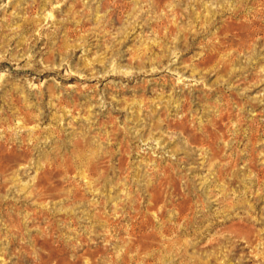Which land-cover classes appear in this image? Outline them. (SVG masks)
<instances>
[{"label": "rangeland", "instance_id": "rangeland-1", "mask_svg": "<svg viewBox=\"0 0 264 264\" xmlns=\"http://www.w3.org/2000/svg\"><path fill=\"white\" fill-rule=\"evenodd\" d=\"M115 1L0 0V264H264L263 2Z\"/></svg>", "mask_w": 264, "mask_h": 264}, {"label": "bare ground", "instance_id": "bare-ground-1", "mask_svg": "<svg viewBox=\"0 0 264 264\" xmlns=\"http://www.w3.org/2000/svg\"><path fill=\"white\" fill-rule=\"evenodd\" d=\"M157 4H160L162 1L161 0H154ZM197 2H198V0H196ZM262 2H263V5H264V0H261ZM126 2V1H125ZM155 2H153V3H155ZM249 2V1H248ZM199 3V2H198ZM241 3V2H240ZM259 3V2H258ZM194 4V3H193ZM126 6V4L124 3V1L123 0H116L115 1V8L116 9H120L121 10V7L122 6ZM195 5V4H194ZM199 5V4H198ZM242 5V4H241ZM260 5V4H259ZM153 6V5H152ZM163 6V5H162ZM161 6V7H162ZM175 6V5H174ZM262 6V5H261ZM176 7V6H175ZM172 9V8H171ZM226 10V9H225ZM238 10V9H237ZM172 11V10H171ZM192 11V10H191ZM240 11V10H239ZM175 12V11H174ZM173 12V13H174ZM234 12H237V11H234ZM177 13V12H176ZM264 13V12H263ZM242 15V14H241ZM234 16V15H233ZM233 18V17H232ZM158 22V21H157ZM239 22V21H238ZM242 22V21H241ZM160 25V24H159ZM156 28V27H155ZM160 29V28H159ZM244 29V28H243ZM170 30V29H169ZM239 30V29H238ZM232 31V30H231ZM240 31V30H239ZM245 31V30H244ZM228 33V32H227ZM239 33H241V32H239ZM224 34V33H223ZM259 34V33H258ZM264 34V33H263ZM236 35V34H235ZM237 36V35H236ZM229 37V36H228ZM238 38V37H237ZM259 39V38H258ZM264 40V39H263ZM254 41V40H253ZM258 41V40H257ZM245 42V41H244ZM245 46V45H244ZM234 47V46H233ZM207 56V55H206ZM226 66V65H225ZM222 67V66H221ZM199 88V87H198ZM192 89V88H191ZM183 103V102H182ZM182 107V106H181ZM177 111V110H176ZM240 116V115H239ZM222 117V116H221ZM238 118V117H237ZM172 119V118H171ZM223 119V118H222ZM180 120V119H179ZM218 120V119H217ZM211 121V120H210ZM183 122V121H182ZM262 122V121H261ZM189 123V122H188ZM9 124V123H8ZM242 124V123H241ZM249 124V123H248ZM179 126V125H178ZM183 126V125H182ZM260 126V125H259ZM236 127V126H235ZM182 129V128H181ZM253 129V128H252ZM195 130V129H194ZM197 130V129H196ZM263 130V129H262ZM248 131V130H247ZM168 132V131H167ZM194 132V131H193ZM240 132V131H239ZM264 132V131H263ZM204 134V133H203ZM255 134V133H254ZM9 136V135H8ZM23 137V136H22ZM179 137V136H178ZM262 138V137H261ZM10 139V138H9ZM239 140H240V138H239ZM179 142V141H178ZM231 142V141H230ZM181 143V142H180ZM216 143V142H215ZM18 146V145H17ZM14 147V146H13ZM253 147V146H252ZM255 147V146H254ZM235 148V147H234ZM17 149V148H16ZM25 149V148H24ZM201 149H203V148H201ZM6 150V149H5ZM217 150V149H216ZM262 150V149H261ZM264 150V149H263ZM193 152V151H192ZM252 152V151H251ZM261 152V151H260ZM10 153V152H9ZM239 153V152H238ZM208 155V154H207ZM210 155V154H209ZM223 155H224V153H223ZM211 157V156H210ZM218 157V156H217ZM246 157V156H245ZM188 158V157H187ZM253 158V157H252ZM257 158V157H256ZM215 159V158H214ZM219 160V159H218ZM227 161H228V159H227ZM226 161V162H227ZM74 162V161H73ZM229 162V161H228ZM260 162V161H259ZM0 163H2V162H0ZM75 163V162H74ZM232 163V162H231ZM234 163V162H233ZM261 163V162H260ZM1 165V164H0ZM3 165V164H2ZM66 166V165H65ZM233 166V165H232ZM262 166H264V165H262ZM253 167H254V165H253ZM4 168H5V166H4ZM165 168V167H164ZM220 169V168H219ZM5 170V169H4ZM44 170H46V169H44ZM76 172V171H75ZM250 173V172H249ZM258 174V173H257ZM66 177V176H65ZM88 177V176H87ZM231 177V176H230ZM81 178V177H80ZM243 178V177H242ZM248 178H250V177H248ZM165 179V178H164ZM162 180V179H161ZM70 182V181H69ZM250 182V181H249ZM253 182V181H252ZM41 183V182H40ZM92 183V182H91ZM67 184H69V183H67ZM44 185V184H43ZM76 185V184H75ZM81 186V185H80ZM79 186V187H80ZM226 186V185H225ZM249 186V185H248ZM69 187V186H68ZM67 187V188H68ZM73 187V186H72ZM78 187V186H77ZM159 188V187H158ZM66 189V188H65ZM78 190V189H77ZM147 190V189H146ZM48 191V190H47ZM43 192V191H42ZM46 192V191H45ZM47 193V192H46ZM64 193V192H63ZM84 193V192H83ZM160 193V192H159ZM48 194V193H47ZM69 196V195H68ZM32 197V196H31ZM74 199V198H73ZM153 204V203H152ZM190 205V204H189ZM187 208V207H186ZM187 212V211H186ZM145 214V213H144ZM133 215V214H132ZM117 216V215H116ZM123 217V216H122ZM99 220V219H98ZM171 221V220H170ZM152 222V221H151ZM150 222V223H151ZM179 225V224H178ZM129 226V225H128ZM20 228V227H19ZM132 228V227H131ZM137 228V227H136ZM183 228V227H182ZM249 228V227H248ZM21 229V228H20ZM115 230V229H114ZM145 230V229H144ZM243 230V229H242ZM136 232V231H135ZM138 232V231H137ZM140 232H142V231H140ZM139 232V233H140ZM124 233V232H123ZM138 233V234H139ZM234 233H236V232H234ZM68 234V233H67ZM129 234H130V232H129ZM135 234V233H134ZM133 234V235H134ZM137 234V233H136ZM144 234V233H143ZM147 234V233H146ZM145 234V235H146ZM189 234V233H188ZM140 235V234H139ZM142 235V234H141ZM146 236H150V235H146ZM153 236V235H152ZM136 237V239H137V236H135ZM143 238H144V236H143ZM247 238V237H246ZM111 239V238H110ZM61 240V239H60ZM114 240V239H113ZM141 240V239H140ZM138 241V240H137ZM143 241V240H142ZM144 241H146L145 239H144ZM107 242V241H106ZM52 243V242H51ZM109 243H110V241H109ZM157 243V242H156ZM131 245H132V243H130ZM139 244H140V241H139ZM138 244V245H139ZM142 244V243H141ZM141 244L139 245V246H141ZM143 244H145V242L143 243ZM130 245V246H131ZM129 246V245H128ZM143 247V246H142ZM130 248V247H129ZM150 249V248H149ZM58 250V249H57ZM59 253V252H58ZM88 253V252H87ZM92 253V252H91ZM122 253V252H121ZM154 261V260H153Z\"/></svg>", "mask_w": 264, "mask_h": 264}]
</instances>
